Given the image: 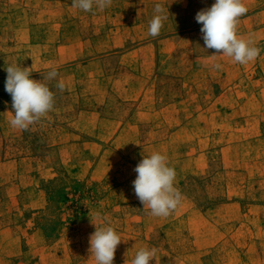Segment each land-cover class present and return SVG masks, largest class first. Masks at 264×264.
<instances>
[{"label": "rangeland", "instance_id": "rangeland-1", "mask_svg": "<svg viewBox=\"0 0 264 264\" xmlns=\"http://www.w3.org/2000/svg\"><path fill=\"white\" fill-rule=\"evenodd\" d=\"M170 1L177 48L143 75L123 51L96 52L93 35L130 19L119 0L92 12L0 0V264H95L89 236L105 218L122 239L114 264L141 248L157 249L150 264H264V0H243L238 34L261 49L244 65L205 48L195 16L215 0ZM12 64L37 81L58 72L43 80L53 109L27 130L9 124ZM153 152L182 193L167 218L133 191V169Z\"/></svg>", "mask_w": 264, "mask_h": 264}, {"label": "clouds", "instance_id": "clouds-1", "mask_svg": "<svg viewBox=\"0 0 264 264\" xmlns=\"http://www.w3.org/2000/svg\"><path fill=\"white\" fill-rule=\"evenodd\" d=\"M113 0H72V7L84 12H92L93 8L103 11L111 7ZM248 12L243 0H215L207 8L196 13L195 20L201 26L200 32L206 49H214L212 56H227L234 63L241 65L254 61L261 53L255 41L238 34L239 18ZM153 17L149 22L148 35L157 37L169 18V8L156 3ZM214 69L222 65L215 63ZM7 77L5 91L12 97L13 118L9 124L14 129L27 130L30 125L45 117L54 107V93L43 80H52L58 76L55 69L47 73L42 81L31 77V68L12 64L6 67ZM60 91L65 84H56ZM137 177L132 181L133 191L143 208L150 209L154 217L167 218L182 201V193L175 186L177 173L168 163L166 155L153 152L133 169ZM99 213L97 216L99 217ZM89 236L90 253L95 264H114L115 253L122 239L106 218ZM156 248H141L136 252L131 264H150L156 259Z\"/></svg>", "mask_w": 264, "mask_h": 264}, {"label": "crops", "instance_id": "crops-1", "mask_svg": "<svg viewBox=\"0 0 264 264\" xmlns=\"http://www.w3.org/2000/svg\"><path fill=\"white\" fill-rule=\"evenodd\" d=\"M115 1L117 0H113L112 5H115ZM119 2L122 8L120 11L115 10L116 14L119 16L123 14L124 16V13L128 12L126 15H129L130 19L128 21L122 20L124 23L121 22V24L123 23L121 29L106 30L96 33L95 36L93 35L97 40L95 42L96 52L101 53V56H107L118 51H123L127 58V62H125L127 66L133 67L135 64L138 65L143 75L147 74L145 70H151L156 73L159 55H171L177 48L173 38L174 33L177 32L175 31V15L172 16L174 3L170 0H119ZM156 3H161L166 8H169V18L164 22L160 34L157 37H151L148 35V27L154 15L153 8ZM136 37L141 40L137 41V43L133 42L129 46L127 40ZM121 48L123 50H119ZM167 59L164 62H167ZM135 82L133 84L128 83L130 86L142 84L141 80ZM115 84L116 86L121 85L120 82Z\"/></svg>", "mask_w": 264, "mask_h": 264}]
</instances>
